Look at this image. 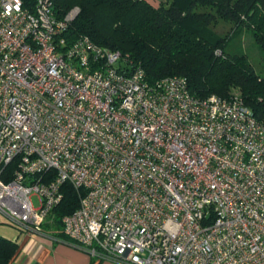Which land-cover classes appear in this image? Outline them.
<instances>
[{"label": "built area", "instance_id": "1", "mask_svg": "<svg viewBox=\"0 0 264 264\" xmlns=\"http://www.w3.org/2000/svg\"><path fill=\"white\" fill-rule=\"evenodd\" d=\"M78 11L0 0V222L41 232L69 183L62 232L97 261L264 264V124L237 94L69 41Z\"/></svg>", "mask_w": 264, "mask_h": 264}, {"label": "trees", "instance_id": "2", "mask_svg": "<svg viewBox=\"0 0 264 264\" xmlns=\"http://www.w3.org/2000/svg\"><path fill=\"white\" fill-rule=\"evenodd\" d=\"M62 16L79 11L65 34L69 41L84 35L94 43L128 55L143 69L148 82L166 76L183 77L196 97L239 95L264 124V0H54ZM228 32H219V24ZM247 30L262 59L255 69L241 50L229 43ZM62 200L45 229L62 235L60 218L78 206L71 184L62 185ZM42 230V229H41ZM16 242L0 235V264H10Z\"/></svg>", "mask_w": 264, "mask_h": 264}, {"label": "crops", "instance_id": "3", "mask_svg": "<svg viewBox=\"0 0 264 264\" xmlns=\"http://www.w3.org/2000/svg\"><path fill=\"white\" fill-rule=\"evenodd\" d=\"M11 228L0 234L16 242L17 250L10 264H101L75 247L64 234L55 236L43 229L32 233Z\"/></svg>", "mask_w": 264, "mask_h": 264}, {"label": "rangeland", "instance_id": "4", "mask_svg": "<svg viewBox=\"0 0 264 264\" xmlns=\"http://www.w3.org/2000/svg\"><path fill=\"white\" fill-rule=\"evenodd\" d=\"M150 3L153 5L157 6L160 0H148ZM229 26L227 24H219L218 25V31L219 32H228ZM228 51L229 50H241L244 52L247 56L251 64L255 69H258L260 67V61L262 59L261 56V51L258 47V45L255 43L251 35L248 33L247 30H241V33L233 38V40L229 43V45L226 48ZM33 203L36 206L37 205V200L35 197H32ZM52 221L49 223H43L40 226V229H45V225L49 224L52 225ZM4 229H12L10 225L6 224H0V234H2V231H5ZM101 264H119L117 262H113L110 260H104L100 261Z\"/></svg>", "mask_w": 264, "mask_h": 264}]
</instances>
